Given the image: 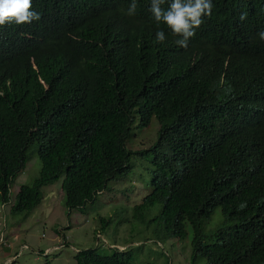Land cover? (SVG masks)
I'll list each match as a JSON object with an SVG mask.
<instances>
[{
  "label": "trees",
  "instance_id": "1",
  "mask_svg": "<svg viewBox=\"0 0 264 264\" xmlns=\"http://www.w3.org/2000/svg\"><path fill=\"white\" fill-rule=\"evenodd\" d=\"M130 2L33 0L39 21L0 27V202L27 213L59 179L63 206L81 211L131 169L133 118L146 127L153 117L150 188L134 219L159 204L164 239L184 238L188 225L189 264H264V0H212L186 48L154 21L150 0H137L133 17ZM31 146L38 173L11 199ZM215 208L223 224L205 231ZM72 257L132 264L133 253L95 245Z\"/></svg>",
  "mask_w": 264,
  "mask_h": 264
},
{
  "label": "rangeland",
  "instance_id": "2",
  "mask_svg": "<svg viewBox=\"0 0 264 264\" xmlns=\"http://www.w3.org/2000/svg\"><path fill=\"white\" fill-rule=\"evenodd\" d=\"M158 123L152 117L140 127L136 117L130 125L126 146L135 153L130 157L131 169L122 179H111L81 211H67L62 204L59 179L43 186L40 202L27 213H10L9 205L1 207L0 226L4 239L0 243V264H75L73 253L97 245V251L109 254L117 245L130 249L132 264H189L191 231L180 240L161 236L160 224L152 219L159 204L153 205L139 221L132 216V206L149 193V155L143 151L155 139ZM24 168L10 186L11 199L17 187L29 183L38 173L39 162L31 146ZM108 218L101 228L98 217ZM151 219V220H150ZM223 224L219 209L203 221L204 230ZM69 226V228H65ZM157 233L159 236H154ZM204 260H199L202 264Z\"/></svg>",
  "mask_w": 264,
  "mask_h": 264
},
{
  "label": "clouds",
  "instance_id": "3",
  "mask_svg": "<svg viewBox=\"0 0 264 264\" xmlns=\"http://www.w3.org/2000/svg\"><path fill=\"white\" fill-rule=\"evenodd\" d=\"M166 2L167 7H164ZM137 7V0H131L125 14L129 17L135 16ZM212 9V0H170V2L168 0H150L149 7L154 21L157 24L166 25L174 36L179 37L175 43L181 48L188 46V42L204 23L205 18L212 15ZM246 16L247 13H243L240 19L244 20ZM40 18L41 13L34 8L33 0H0V27L28 25L33 21H39ZM258 36L264 40V31L259 32ZM155 40L157 43H164L166 40L165 31H157ZM130 151L134 153V151ZM10 202L6 205H9ZM2 206L5 205L2 203ZM4 235V224H1L0 243L3 241ZM119 247L117 245L114 248L123 250V247Z\"/></svg>",
  "mask_w": 264,
  "mask_h": 264
}]
</instances>
